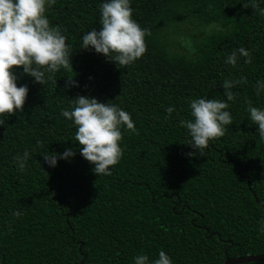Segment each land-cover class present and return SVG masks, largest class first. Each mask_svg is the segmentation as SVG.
<instances>
[{
	"label": "trees",
	"instance_id": "trees-1",
	"mask_svg": "<svg viewBox=\"0 0 264 264\" xmlns=\"http://www.w3.org/2000/svg\"><path fill=\"white\" fill-rule=\"evenodd\" d=\"M101 0H56L46 9L69 45L68 68L40 85L13 66L26 84L22 109L0 116V264H133V256L172 264H219L225 257L264 252V143L247 107H264V8L261 0H131L145 52L121 66L79 49L99 28ZM243 47L250 59L224 63ZM45 76L49 74L46 72ZM71 78L79 86L66 87ZM243 78V79H241ZM224 80L239 81L228 101L232 122L204 155L187 156L188 102L223 100ZM56 81V83H55ZM77 95L116 104L130 114L119 161L96 175L60 115ZM173 106L171 114L164 109ZM167 116V118H165ZM72 148L48 167L42 155ZM28 150L21 171L13 157ZM23 215L13 217L12 210ZM236 264H264L263 260Z\"/></svg>",
	"mask_w": 264,
	"mask_h": 264
},
{
	"label": "clouds",
	"instance_id": "clouds-1",
	"mask_svg": "<svg viewBox=\"0 0 264 264\" xmlns=\"http://www.w3.org/2000/svg\"><path fill=\"white\" fill-rule=\"evenodd\" d=\"M264 2V0H261ZM56 0H0V116L19 112L24 105L28 87L17 86L18 77L13 66H22L21 71L32 78L33 83L42 85L60 68L70 66L69 45L62 34L60 26H50L45 15ZM131 0H101L99 4V28H92L80 38L79 49H89L103 54L106 59L121 66H126L140 58L145 52L144 36L148 28H141L132 18ZM264 15V8L259 9ZM239 57L247 63L250 51L238 47L227 54L224 63L235 65ZM49 76L46 77L45 73ZM243 79V78H241ZM239 81L224 80L223 100L198 97L188 102L190 119L180 120L179 124L187 129L189 139L185 142L192 151L187 156L204 155L210 140L223 136L225 126L231 124L232 116L228 101L234 99L231 88ZM56 83V81H55ZM66 87L79 86L78 82L69 78ZM257 94L264 92V81L257 80ZM70 109L61 108L60 115L70 120L75 127L74 141L78 142L79 153L91 165L96 175H110L121 155L123 128L125 131H136L130 114L116 104L99 102L95 97L77 95L71 100ZM171 114L173 106L164 109ZM249 119L257 125L256 133L264 143V107H247ZM167 118V116L165 117ZM75 155L72 148H65L60 153H45L43 161L48 167H55L58 159H68ZM29 157L28 150L22 155L13 157L22 171ZM13 217L23 215L22 209H14ZM258 231L264 233V218L258 222ZM158 258L149 260L147 254L133 256V264H172L171 258L163 250H158Z\"/></svg>",
	"mask_w": 264,
	"mask_h": 264
},
{
	"label": "water",
	"instance_id": "water-1",
	"mask_svg": "<svg viewBox=\"0 0 264 264\" xmlns=\"http://www.w3.org/2000/svg\"><path fill=\"white\" fill-rule=\"evenodd\" d=\"M225 252V257L223 261L219 264H236V263H243L247 261H257V260H263L264 261V252L258 253V254H245V255H240V256H228ZM84 258L85 254H83V258L81 259L80 263L84 264Z\"/></svg>",
	"mask_w": 264,
	"mask_h": 264
}]
</instances>
